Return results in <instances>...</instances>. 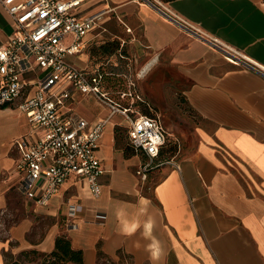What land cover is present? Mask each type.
<instances>
[{"label":"crops","instance_id":"1","mask_svg":"<svg viewBox=\"0 0 264 264\" xmlns=\"http://www.w3.org/2000/svg\"><path fill=\"white\" fill-rule=\"evenodd\" d=\"M77 11L102 18L70 60L89 73L107 71L108 84L135 82L162 114L160 159L171 162L142 180L147 157L134 149L129 121L75 92L62 112L90 127L105 122L101 194L72 176L40 205L19 189L17 142L30 139L28 119L19 99L0 106V264L26 250L50 253L59 236L82 252L81 264H264V0H84ZM12 33L0 3V42ZM113 41L119 47L105 53ZM227 46L257 68L229 61ZM175 103L191 116L175 118ZM68 204L77 205L74 219ZM152 238L158 245L149 251Z\"/></svg>","mask_w":264,"mask_h":264},{"label":"built area","instance_id":"2","mask_svg":"<svg viewBox=\"0 0 264 264\" xmlns=\"http://www.w3.org/2000/svg\"><path fill=\"white\" fill-rule=\"evenodd\" d=\"M83 1L0 0L13 22L11 37L0 42V106L19 99L18 107L28 119L30 139L17 142L22 151L17 170L24 175L19 189L40 205H47L72 176L87 182L93 196L101 194L99 178L104 169L97 149L105 122L90 127L84 118L66 116L62 108L75 92L95 97L111 115L129 121L133 147L147 157L137 170L142 180L154 168L171 162L160 159L166 141L160 116L139 111L137 102L144 99L135 82L128 80L127 89L115 95L106 85L104 71L89 73L70 60L84 50L85 37L102 18L101 14L80 17L77 9ZM227 49L232 63L257 68L233 48ZM67 215L77 217L76 204H68Z\"/></svg>","mask_w":264,"mask_h":264},{"label":"trees","instance_id":"3","mask_svg":"<svg viewBox=\"0 0 264 264\" xmlns=\"http://www.w3.org/2000/svg\"><path fill=\"white\" fill-rule=\"evenodd\" d=\"M119 47V42L113 41L106 43L102 45L103 51L105 53H111L115 49ZM105 72V82L108 87V78L109 73L107 71ZM123 90V89H122ZM143 102L142 106L144 109H151V105L148 102ZM145 102V103H144ZM142 113L146 115H155V114H149L146 112ZM162 149V148H161ZM161 153V150H160ZM40 259H36L33 256H38ZM20 256H24L25 259L14 258L11 256L7 257V264H28L31 262H34L35 264H69L70 262H75L78 264H81L83 262V254L79 250H74L71 246L70 240L64 236H59L56 240L55 248L50 253H41L37 250H26L23 251ZM32 256V257H31Z\"/></svg>","mask_w":264,"mask_h":264},{"label":"rangeland","instance_id":"4","mask_svg":"<svg viewBox=\"0 0 264 264\" xmlns=\"http://www.w3.org/2000/svg\"><path fill=\"white\" fill-rule=\"evenodd\" d=\"M132 67H133V74L136 76L137 75V70H136L137 66L133 65ZM122 84H123L122 80H120V78H118V79L114 80L113 83L108 84V88L111 91H113L116 95V93L119 90L127 88V87L122 86ZM151 105H152L153 110L144 109L143 106H141V112L143 111V112H146L149 114H155V115L160 114V115H162L161 112L159 111V108H156L152 102H151ZM169 112H172L175 115V118H177V119H178V116H180L182 118H184L186 115L191 116V113L188 110H186L183 105H179V107H178V104H176V103L173 105L172 110H169ZM160 115H158V116H160ZM169 144H171V143H169ZM168 149H169V146H167L164 149L166 151L165 153H169L172 150V149H169V150ZM19 257L21 259H25L24 256H19ZM33 257H35L36 259H40L39 255L33 256Z\"/></svg>","mask_w":264,"mask_h":264},{"label":"clouds","instance_id":"5","mask_svg":"<svg viewBox=\"0 0 264 264\" xmlns=\"http://www.w3.org/2000/svg\"><path fill=\"white\" fill-rule=\"evenodd\" d=\"M139 227V225H132L131 228L127 229V231L132 232L135 231V229ZM151 230H152V223L149 221L144 225V232L143 235L145 238H151ZM158 242L155 240V238H152V243L148 245V250L151 251L155 247H157Z\"/></svg>","mask_w":264,"mask_h":264}]
</instances>
